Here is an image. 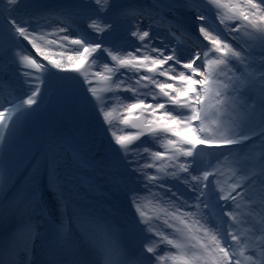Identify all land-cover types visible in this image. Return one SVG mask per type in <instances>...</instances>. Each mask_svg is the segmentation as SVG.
I'll return each mask as SVG.
<instances>
[{"label": "snow or ice", "instance_id": "6c2138e0", "mask_svg": "<svg viewBox=\"0 0 264 264\" xmlns=\"http://www.w3.org/2000/svg\"><path fill=\"white\" fill-rule=\"evenodd\" d=\"M25 3L0 0V92L13 86L7 78L9 65L23 75L26 86L21 96L0 110V145L7 149L4 130L15 131L40 111L47 81L54 79L85 111L93 110L108 141L114 182L135 210L126 229L128 245H99L97 258L90 259L61 225L53 230L52 253L45 264H100V256L103 264H242L240 257L248 264H264V242L257 245L255 240L257 233L264 237V220L259 227L251 225L245 241L235 231L242 202L251 205L249 216L255 211L254 198L264 208V157L259 173L253 175L238 160L249 141L258 139L264 146V0H186L181 7L191 9L198 34L177 19L174 24L168 21L166 35L160 34L159 25L167 19L160 0L151 5L137 0H81L56 10L61 24L52 32L37 31L44 28L40 21L46 9L37 7L19 19L13 15ZM166 7L172 12L173 0ZM74 17L98 39L89 38L87 31L73 37L76 30L64 21ZM177 31L188 36L191 47L174 42ZM23 42L47 64L22 54ZM44 44L59 50H45ZM104 56L112 67L101 60ZM90 60L103 62L107 74L97 71L91 73L95 79L90 78ZM119 90L132 93L131 102L117 95ZM113 100L123 109L118 121L125 126L122 134L115 131ZM145 135L161 141L164 152L149 149L142 141ZM149 152L152 162L146 159ZM205 156L210 157L207 163ZM225 160L232 172H224ZM161 171L163 176L157 174ZM154 191L171 205L161 210L162 225L160 216L146 218L139 200ZM39 211L43 214V209ZM4 217L0 208V219ZM244 222L250 223L247 218ZM23 231L22 245L15 238L0 240V264H10L7 257L15 256L18 247L31 255L35 233L30 225ZM249 246L259 247V261L245 255Z\"/></svg>", "mask_w": 264, "mask_h": 264}, {"label": "bare ground", "instance_id": "6f19581e", "mask_svg": "<svg viewBox=\"0 0 264 264\" xmlns=\"http://www.w3.org/2000/svg\"><path fill=\"white\" fill-rule=\"evenodd\" d=\"M69 22L74 23L75 20H69ZM188 43L191 44V42ZM127 94L132 96V93L125 91V96H128ZM79 129L82 130V128ZM115 131L117 130L115 129ZM4 132L8 138V146L5 150L4 146L0 145V150L1 154L8 156L9 149L13 150L14 154V149L19 148L20 139L14 137L13 131L4 130ZM82 132L84 133V131ZM35 140V137L34 139L31 137V145L28 149L48 152V162L41 170L38 161L33 159L31 162L34 161V163H31L25 171L27 176L34 171L35 167L39 168L40 171H37V176L26 182L24 176H19V168L14 170L9 167L0 171V208L5 210V217L0 219V239L6 236L11 241L15 238L18 244L22 245L26 238L23 231L26 227L30 225L35 233L33 253L29 255L22 247H18L15 256L7 257L10 264L12 262L22 264L25 260L35 261L36 264H45L50 259L52 249L47 233L49 226L46 232L43 215L55 217L70 234L77 249L87 251L90 259L97 258L99 245L112 243H117L120 247L128 245L130 237L127 235L126 229L135 210L130 207L124 192L109 182H112L115 173L108 166L107 155L104 153L97 154L98 157L104 158V161L98 159L95 162L96 165L86 167L79 162L78 157H73L72 160L67 155L66 159L64 154H61L64 153L62 150L66 149L62 144H58L56 149L52 147L55 141L49 145L48 135H46L43 144H39ZM45 143H47V148L52 149L44 150ZM23 146L27 149L26 145ZM30 150L22 153L21 157L29 156ZM18 152L20 151L18 150ZM16 155L20 156V154ZM79 156H83V153ZM63 157L65 162L61 161ZM1 159L3 156H0ZM91 159L95 161V159ZM107 171L113 173L110 180L105 177ZM22 180L23 182H21ZM176 187L178 188V186ZM84 192H89L90 197H93L91 201L82 194ZM44 194H48L47 202ZM161 195V192L154 191V193H145L139 197L146 218L160 216L158 221L160 225L164 219L161 215L162 208L171 207L170 203ZM91 202L95 203L89 205ZM104 202L106 203L105 206L103 205ZM49 204L50 209H48ZM40 209H43V214H40ZM107 217L111 219L109 220ZM99 259L102 260L101 256ZM165 259L167 260L166 255ZM167 264H171V262L167 261Z\"/></svg>", "mask_w": 264, "mask_h": 264}, {"label": "rangeland", "instance_id": "374dc122", "mask_svg": "<svg viewBox=\"0 0 264 264\" xmlns=\"http://www.w3.org/2000/svg\"><path fill=\"white\" fill-rule=\"evenodd\" d=\"M80 2L81 0H26L25 5L21 6L20 9H18L16 12L13 13V15L17 16V18L19 19V18L30 15L32 12L36 10L37 7L46 9L48 11L45 13V18L40 21V23L44 26V28L43 29L37 28V31L38 32L39 31L52 32L56 30L61 24V20L56 15V10L61 7H71ZM137 2L140 3L141 5H151L153 0H137ZM173 3L175 4V8L172 12H169L168 8L166 7L169 4V0H160V4L163 6L161 7L160 11L167 18L162 24L159 25L160 34L166 35V30L169 28L168 21L170 20L174 24L177 19L182 24H184L185 28H187L189 31L195 30L196 34H198V29L193 28V24H192L193 13L191 9L187 7H181V5L186 3V0H173ZM72 20H75V22L70 23L68 21L69 22L68 23L67 21H64V23L71 24V26L76 30L73 32V37H75L77 34H79L82 31H87L89 38L98 39L97 33L93 31L92 29L88 28L87 24L82 19H80L79 17H74L72 18ZM212 20L214 21L216 20L217 22L215 21V23L217 25L219 24L218 19L212 18ZM196 23H199V21H197ZM174 36H175V39H174L175 43L181 44L182 46H185V47H191V44L188 43V42H191V40L187 38V35H185L183 32L177 31L175 32ZM48 38H52V37L49 36ZM168 38L172 39L171 36ZM23 43L26 45V48L22 51V54H31V56L37 62L47 64V61H44L43 58L39 56L35 52V50L31 48L30 45H27V42H23ZM67 47L69 46L66 45V48ZM44 48L45 50H52V51L59 50L58 46H48L46 44H44ZM102 58H103L101 59L102 61H105L106 59L107 60L106 62L112 65V62L109 58H107L106 56ZM95 63H93L90 60L87 65L88 73L90 75V78L92 79H95V77H92L91 73H95L97 71L104 73V70H105L103 67V62L97 61ZM14 67H15L14 65H9V69L7 72V78L12 81V85H13L11 90H5L3 92H0V104L3 105V107H1L0 105V110H2L5 106L8 107L7 103H10V101H13L16 97L21 96L24 93V90L26 87L23 83V80H24L23 75H17L16 72L14 71ZM52 71L56 72L55 69H53ZM57 75L75 77L78 74L75 72H67V73L57 72ZM80 79H82V76H80ZM97 86H99V83ZM46 89H47V92L45 91V95L42 98L40 111L37 112L27 122H21V124L16 128V130L12 132L14 137L19 138L20 144L22 146L26 145L28 148L29 145H31V137L33 139L35 137L36 140H38L39 134L41 133V131L46 130L48 132V136L50 139L49 145H51L55 141L54 145L52 146L54 149L57 148L58 144H62L64 147H66L65 150H62V152L64 153H61V154H64L65 158L67 155L70 158H72V160H73V157H78L79 162L82 163L86 167L96 165L95 162L98 159H102L104 161V158L100 156L99 158L97 154L104 153L108 155V142L105 139L104 133L99 131V125L96 122V117L93 114V110L88 109L87 111H85L84 106L78 102V99L75 96L71 95L67 90L62 88L61 85L54 79L49 78ZM9 91L11 92V94H9ZM108 95H111V94H108ZM117 95L123 97L125 96V91L119 90L117 92ZM127 97H129V100L127 102H131L132 96L128 95ZM112 103H113L112 119L117 121L116 130L119 131L118 134H122L125 131V126L119 125L118 121L124 115L123 109L120 107V104L118 101L113 100ZM79 128H82V130ZM82 131H84V133ZM128 131H135V130L129 129ZM142 141L149 147V149H156V150L161 151L162 153L164 152V148L161 146V141L153 140L152 137L148 135H145L144 137H142ZM249 142L260 144L258 143V139L256 141H249ZM136 143H140V142H136ZM101 145H102V148H100ZM49 149L51 148L49 147ZM141 152H142V149H141ZM82 153H83V156L80 157L79 154H82ZM64 157L61 161L65 162ZM262 157H264V146H262L261 144L258 146V148H254V150H251V151L250 149L247 150V147L245 148V146H243L240 151V154H238V160L240 163V167L243 168L244 171L247 172L249 175L259 173L260 161ZM91 158L95 159V161L92 160ZM46 159L48 160L47 157ZM146 159L148 160V162H152L150 152L146 154ZM202 159L204 160L205 163H207L210 157L206 158L205 156ZM6 160L9 163L8 165L13 164L11 167H14L18 163V168H20V170H22V168L27 163L25 162L24 164L25 160L21 161L17 157H13L11 159H6ZM35 161H38V160L36 159ZM163 163H166V160ZM163 163H161L160 165L161 168H163ZM223 163L225 165L224 167L225 173H229L233 171V168L228 167V165L230 164V161L225 160ZM102 165L105 166V164H102ZM37 171H40V170L39 168L35 167L34 171H32L30 175H27V176L24 175L25 177L24 181L27 182L32 177L37 176L38 175ZM147 171L151 173H156L155 169H147ZM111 174H113L111 171H107L105 177H107V179L110 180ZM157 174L163 176V171ZM114 176L112 177V182L111 181L109 182L112 183L113 186H117V184L114 182ZM165 179L167 182H172L171 177H165ZM21 182H23V180ZM175 186H178L181 192L185 191L183 185L176 184ZM82 194L86 195V197L90 201L93 198V197H90L89 192H84ZM44 197L47 202L48 194H44ZM92 203L93 202H91L89 205H92ZM254 203H255V211L252 213L251 216H249L248 214L251 208V205L249 204V202H246V201L242 202L241 208L236 213L238 219L235 222L236 224L235 231L241 237L242 241H245V238L251 231L252 224H255L257 227H259V222L261 220H264V208L260 206V204L258 203V200H256L255 198H254ZM103 205L105 206L106 203L104 202ZM49 208H50V204H49ZM107 218L109 220L111 219L110 217H107ZM246 218L250 223L244 222ZM46 225L47 224H45V226ZM255 240L258 245L259 243L264 242V237H261L257 233ZM240 247H244V243H241ZM237 251H239V249H237ZM259 251H260L259 247L249 246L245 248V255L252 254L253 258L259 261L260 259ZM240 258L242 260V264H248V262L244 260V257H240Z\"/></svg>", "mask_w": 264, "mask_h": 264}, {"label": "trees", "instance_id": "16d2710c", "mask_svg": "<svg viewBox=\"0 0 264 264\" xmlns=\"http://www.w3.org/2000/svg\"><path fill=\"white\" fill-rule=\"evenodd\" d=\"M259 143V142H258ZM260 144H257V143H252L251 145H249V147L247 148V150H249L250 149V151L251 150H254V148H258V146H259Z\"/></svg>", "mask_w": 264, "mask_h": 264}]
</instances>
